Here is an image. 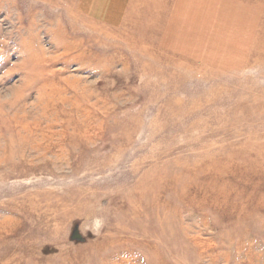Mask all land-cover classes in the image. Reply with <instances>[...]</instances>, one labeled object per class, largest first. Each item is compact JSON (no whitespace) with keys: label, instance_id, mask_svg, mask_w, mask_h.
Segmentation results:
<instances>
[{"label":"rangeland","instance_id":"374dc122","mask_svg":"<svg viewBox=\"0 0 264 264\" xmlns=\"http://www.w3.org/2000/svg\"><path fill=\"white\" fill-rule=\"evenodd\" d=\"M0 264H264V0H0Z\"/></svg>","mask_w":264,"mask_h":264}]
</instances>
